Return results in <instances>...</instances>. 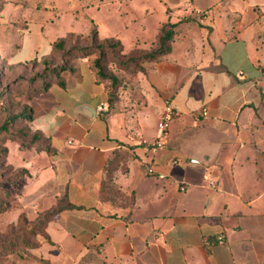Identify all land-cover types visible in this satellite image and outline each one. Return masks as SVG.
Instances as JSON below:
<instances>
[{
  "label": "crops",
  "instance_id": "0c3cea01",
  "mask_svg": "<svg viewBox=\"0 0 264 264\" xmlns=\"http://www.w3.org/2000/svg\"><path fill=\"white\" fill-rule=\"evenodd\" d=\"M162 1L170 51L131 94L110 110L78 58L65 88L28 101L49 151L5 144L2 160L27 172L11 189L20 213L72 205L44 227L48 264H264V0Z\"/></svg>",
  "mask_w": 264,
  "mask_h": 264
},
{
  "label": "rangeland",
  "instance_id": "374dc122",
  "mask_svg": "<svg viewBox=\"0 0 264 264\" xmlns=\"http://www.w3.org/2000/svg\"><path fill=\"white\" fill-rule=\"evenodd\" d=\"M164 19L162 0H0V69L4 65L1 57L13 53L11 63L25 62L30 67L34 60L49 53L53 43L62 39L66 46L93 45L91 31L94 30L96 44L105 45L109 41L115 46L112 51L106 48V69L119 80L120 94L128 95L136 89L144 63L127 61L155 48ZM93 58L94 55H88V62ZM17 69L23 70L19 65ZM9 81L5 72L0 79V92ZM2 97L15 103L11 95ZM24 102L19 100L17 106ZM7 142L8 139H0V193L11 191V180L20 170L1 158ZM8 143L10 147L13 145ZM0 205V264H44L35 252L45 242L42 233L36 236L30 232L32 222L18 221L24 214L20 213L16 199L0 195ZM78 264L99 262L96 257H83Z\"/></svg>",
  "mask_w": 264,
  "mask_h": 264
},
{
  "label": "trees",
  "instance_id": "16d2710c",
  "mask_svg": "<svg viewBox=\"0 0 264 264\" xmlns=\"http://www.w3.org/2000/svg\"><path fill=\"white\" fill-rule=\"evenodd\" d=\"M172 23H165L162 25L155 48L149 52L143 53L137 58H129L130 61H140L142 63L159 61L165 54L170 51L171 40L173 36ZM96 31H91V42L93 45L88 47L77 46L75 43L70 46L65 45V41L59 40L52 44L49 53L43 56L41 59L34 60V62L28 67V63H11L10 59L15 53L6 55L3 58L2 63L4 65L0 69V79L4 78L5 72L8 73L10 81L1 88L0 92V139H8L16 142L20 148L26 146H32L36 150L49 151V146L46 140L40 133L32 132L28 126L31 121L32 112L28 105L30 98L39 93L47 92L52 82H56L59 87L65 88L64 75L71 73L74 69L73 63L75 59L86 58L88 55H94V58L89 62V67L94 75L97 83L102 84L105 92L108 108L112 110L120 97L119 80L110 75L106 69V56L107 50H114L115 46H111V42L106 41L105 45L97 43ZM118 45V43H115ZM106 46V47H104ZM106 48H109L106 50ZM112 53V52H111ZM23 68V70L17 69V67ZM28 68V70L26 69ZM145 69L143 65L139 71V74H144ZM15 99V103L7 101L2 96H9ZM24 99L23 105L17 106L19 100ZM5 146V145H4ZM6 150V147H5ZM6 152V151H5ZM5 153L2 154V159ZM27 172L24 169L18 170L11 180V189L16 186V182L20 177L26 175ZM11 191H2L1 197H9L12 200L15 197L10 193ZM1 206V205H0ZM72 208L66 197L59 199L55 206L39 213L33 221H29L25 215L19 217L18 221L21 223H33L30 232L35 233L36 236H40L42 233L46 242H50L44 233V227L46 224L59 212L65 209ZM2 208L0 207V212ZM40 230V231H39ZM39 231V232H38ZM44 264H48L43 261Z\"/></svg>",
  "mask_w": 264,
  "mask_h": 264
},
{
  "label": "built area",
  "instance_id": "2783aa9c",
  "mask_svg": "<svg viewBox=\"0 0 264 264\" xmlns=\"http://www.w3.org/2000/svg\"><path fill=\"white\" fill-rule=\"evenodd\" d=\"M99 110H100V108H99ZM173 114H174L173 109L169 105L165 106V108L161 114L160 120L157 124V137L152 143H149L147 145L150 149L155 150V149H158V148L163 146V139H164V136L167 132V129L169 127V124H170V121L172 119ZM205 114H206V112L203 111V115H205ZM174 163H176V162H174ZM146 174L149 176H156V178H158V179L164 178V176L162 174H156L152 166L146 167ZM207 184L212 185L213 183L211 181H209ZM184 189L185 188L183 186L179 187L180 191H184Z\"/></svg>",
  "mask_w": 264,
  "mask_h": 264
}]
</instances>
